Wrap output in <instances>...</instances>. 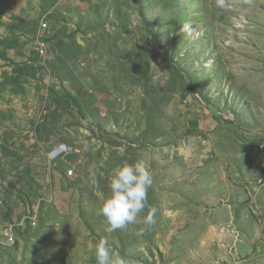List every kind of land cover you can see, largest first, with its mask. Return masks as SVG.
Wrapping results in <instances>:
<instances>
[{
    "label": "rangeland",
    "instance_id": "374dc122",
    "mask_svg": "<svg viewBox=\"0 0 264 264\" xmlns=\"http://www.w3.org/2000/svg\"><path fill=\"white\" fill-rule=\"evenodd\" d=\"M140 160L156 223L108 233ZM263 199L264 0H0V264H264Z\"/></svg>",
    "mask_w": 264,
    "mask_h": 264
},
{
    "label": "clouds",
    "instance_id": "9594fccd",
    "mask_svg": "<svg viewBox=\"0 0 264 264\" xmlns=\"http://www.w3.org/2000/svg\"><path fill=\"white\" fill-rule=\"evenodd\" d=\"M217 7H224V0H217ZM95 180V172L92 173ZM153 185V176L143 160L134 164L124 163L116 168L110 180V194L99 207V214L107 224L106 232L125 229L128 225L142 224L134 235L142 238L156 223L157 208L147 203L148 190ZM148 209L143 219L140 213ZM96 264H126L125 258L115 253L106 238L99 239L95 246Z\"/></svg>",
    "mask_w": 264,
    "mask_h": 264
},
{
    "label": "crops",
    "instance_id": "0c3cea01",
    "mask_svg": "<svg viewBox=\"0 0 264 264\" xmlns=\"http://www.w3.org/2000/svg\"><path fill=\"white\" fill-rule=\"evenodd\" d=\"M233 141L231 138H217L213 139V147L216 151V153L221 157V160H223L226 164L229 162V167H232L234 170L232 171L234 174L238 172L236 170L235 163L236 159L231 155L235 150L232 147ZM237 159L239 157H236ZM247 167L250 168L249 172L251 174L249 179L243 180L244 182H248L251 184V182L254 180V172L249 164V161L247 158L244 159ZM243 160V163H244ZM227 161V162H226ZM234 163V164H233ZM245 166V165H244ZM236 175V174H235ZM256 208L258 209V216L260 217V221L264 223V199L256 202Z\"/></svg>",
    "mask_w": 264,
    "mask_h": 264
},
{
    "label": "built area",
    "instance_id": "2783aa9c",
    "mask_svg": "<svg viewBox=\"0 0 264 264\" xmlns=\"http://www.w3.org/2000/svg\"><path fill=\"white\" fill-rule=\"evenodd\" d=\"M39 31L41 33H43V32L45 33L46 31H48V24H47V22L42 21L40 23ZM46 51H47V48H46L45 41L44 40H40L38 42V53H39V55H40L41 58H45ZM69 175L71 176L72 175V172L69 173Z\"/></svg>",
    "mask_w": 264,
    "mask_h": 264
},
{
    "label": "trees",
    "instance_id": "16d2710c",
    "mask_svg": "<svg viewBox=\"0 0 264 264\" xmlns=\"http://www.w3.org/2000/svg\"><path fill=\"white\" fill-rule=\"evenodd\" d=\"M165 59H166V57H165Z\"/></svg>",
    "mask_w": 264,
    "mask_h": 264
}]
</instances>
